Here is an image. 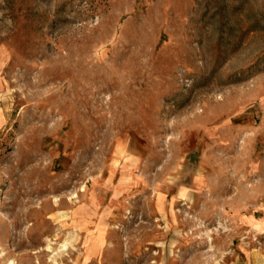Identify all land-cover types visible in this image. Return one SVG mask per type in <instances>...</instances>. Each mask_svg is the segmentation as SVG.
Wrapping results in <instances>:
<instances>
[{
  "label": "rangeland",
  "instance_id": "obj_1",
  "mask_svg": "<svg viewBox=\"0 0 264 264\" xmlns=\"http://www.w3.org/2000/svg\"><path fill=\"white\" fill-rule=\"evenodd\" d=\"M258 216L264 0H0V264H229Z\"/></svg>",
  "mask_w": 264,
  "mask_h": 264
},
{
  "label": "crops",
  "instance_id": "obj_2",
  "mask_svg": "<svg viewBox=\"0 0 264 264\" xmlns=\"http://www.w3.org/2000/svg\"><path fill=\"white\" fill-rule=\"evenodd\" d=\"M2 116L4 117V119H6V115H5L4 111H3ZM254 218L264 219V216H258V217H254ZM241 255H242V257L244 256V258L241 261L234 260L229 264H264V252L251 253L250 256L248 257L249 260H247V255L245 254V252L242 251ZM255 260L258 261V263L255 262Z\"/></svg>",
  "mask_w": 264,
  "mask_h": 264
},
{
  "label": "bare ground",
  "instance_id": "obj_3",
  "mask_svg": "<svg viewBox=\"0 0 264 264\" xmlns=\"http://www.w3.org/2000/svg\"><path fill=\"white\" fill-rule=\"evenodd\" d=\"M2 60V59H1ZM83 190V189H82ZM78 197V196H77Z\"/></svg>",
  "mask_w": 264,
  "mask_h": 264
}]
</instances>
